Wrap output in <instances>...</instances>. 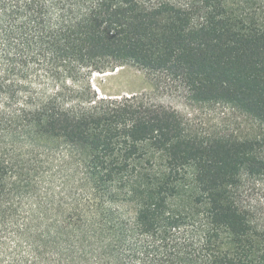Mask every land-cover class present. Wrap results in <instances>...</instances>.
I'll list each match as a JSON object with an SVG mask.
<instances>
[{"label":"trees","instance_id":"1","mask_svg":"<svg viewBox=\"0 0 264 264\" xmlns=\"http://www.w3.org/2000/svg\"><path fill=\"white\" fill-rule=\"evenodd\" d=\"M126 65L263 132L94 88ZM263 147L264 0H0V264H264Z\"/></svg>","mask_w":264,"mask_h":264},{"label":"rangeland","instance_id":"2","mask_svg":"<svg viewBox=\"0 0 264 264\" xmlns=\"http://www.w3.org/2000/svg\"><path fill=\"white\" fill-rule=\"evenodd\" d=\"M91 81L101 94L148 92L158 102L176 108L193 129L201 133L225 130L249 136L263 132L238 110L222 104L193 103L186 99L183 89L175 83L165 78L154 80L143 70L133 66H120L105 73H95ZM248 186V197L257 202V206L264 208V177Z\"/></svg>","mask_w":264,"mask_h":264}]
</instances>
